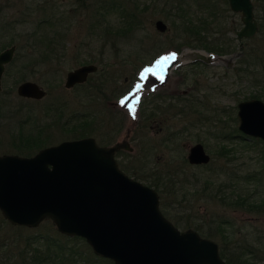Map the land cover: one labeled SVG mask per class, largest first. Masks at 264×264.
<instances>
[{"label": "rangeland", "instance_id": "rangeland-1", "mask_svg": "<svg viewBox=\"0 0 264 264\" xmlns=\"http://www.w3.org/2000/svg\"><path fill=\"white\" fill-rule=\"evenodd\" d=\"M240 16L228 0H0V50L16 44L0 90V154L18 153L13 139L22 132L41 127L52 144L76 138L66 127L88 121L99 143L129 141L131 151L115 154L119 166L158 191L161 210L176 226L203 235L223 220L220 230L228 234L230 248L247 244L260 254L264 210L195 199L189 184L195 173L200 182L217 175L228 181L234 175L241 178L240 184L232 179L234 194L254 191L256 200L264 199V142L244 135L237 118L240 100L257 96L264 101V61L252 62L248 55V47L255 52L264 45V32L239 38ZM157 19L166 24L164 30L155 26ZM186 21L192 29L182 28ZM188 50L215 57H187L164 69L160 79L143 69L158 55L171 59ZM89 62L98 69L85 82L65 87L66 72ZM26 79L38 82L46 95L19 96L16 86ZM119 96L131 101L123 107L110 104ZM196 141L210 153V165L186 163L187 149ZM251 172L259 183L244 178ZM216 232L208 237L219 244L221 233ZM35 234L58 239L62 249H55L57 256L71 264H110L85 240L59 232L49 218L27 227L11 224L1 212L0 261ZM42 241L35 244L42 246Z\"/></svg>", "mask_w": 264, "mask_h": 264}, {"label": "water", "instance_id": "water-1", "mask_svg": "<svg viewBox=\"0 0 264 264\" xmlns=\"http://www.w3.org/2000/svg\"><path fill=\"white\" fill-rule=\"evenodd\" d=\"M241 13L236 35L257 31L252 0H228ZM155 26L164 30L162 19ZM16 44L0 50V90L6 64ZM212 53L194 51L192 60L210 61ZM93 62L66 72L64 86L83 82L97 70ZM19 96L40 99L46 89L32 79L19 82ZM238 129L264 142V101L253 97L237 103ZM127 140L99 143L92 135L63 139L31 155L0 154V212L13 225L36 227L46 218L57 230L81 236L92 251L114 264H231L219 252L218 242L196 229H180L161 210L158 191L127 174L116 159ZM188 159H209L201 143L190 146ZM264 264V262L262 263Z\"/></svg>", "mask_w": 264, "mask_h": 264}, {"label": "trees", "instance_id": "trees-1", "mask_svg": "<svg viewBox=\"0 0 264 264\" xmlns=\"http://www.w3.org/2000/svg\"><path fill=\"white\" fill-rule=\"evenodd\" d=\"M184 24V25H182ZM181 26L184 30H186V27H189L192 29V27L189 25L188 21L186 23H182ZM264 28V24L260 23V30ZM193 30H198L196 27H193ZM50 38V37H49ZM200 39V36H199ZM50 41H52V37L50 38ZM203 41V42H202ZM205 40H201L200 43L205 44ZM12 43V42H11ZM5 46V45H4ZM7 46V44H6ZM259 52V53H257ZM248 55L252 56L254 61H258L259 63L264 61V46H262L261 50H257L254 52V50L250 51ZM249 61V63H252ZM25 75V74H24ZM257 97V96H253ZM68 121H66L63 124H67ZM88 121H79L78 123H71L70 126H67L68 132H73L75 137H82L85 135H90V126ZM90 126V127H89ZM41 127H38L36 130L29 131V132H22L17 138L13 139V146L15 150L24 155H31L34 152H36L39 148L48 145V134L44 133V131L41 130ZM246 175V176H245ZM244 178L247 180L252 179L254 183H259L260 179L256 178V174L252 173L245 174ZM232 179H236L235 181L240 184L239 181H241L240 177L232 176ZM230 178L228 182L229 183V190H223L221 188V193L217 197L216 201H218L222 205H226L229 207H232L234 209L237 208H245L248 211H263L264 210V199L262 200H256L253 195L255 194L254 191H250L247 194H242L241 192H236L237 194H234L233 182ZM235 182V184H236ZM155 185V183H153ZM156 186V185H155ZM251 196V198H249ZM252 197L254 200H252ZM218 226H214V231L211 229L213 226L210 225L209 231L205 232L203 235L205 236H217L216 231H220V241H219V252L220 255L229 263L231 264H256L260 260H264V251H262L260 254H256L257 251L259 252V249L256 246H252L253 248H250L247 244H237L236 246H231V240L228 237V234H226L224 231L220 230V226L224 223L223 220L216 221ZM226 222V221H225ZM22 226V225H21ZM197 228V227H196ZM65 235V234H64ZM66 236V235H65ZM29 237V236H28ZM68 238H79L83 241L85 240L81 236H68ZM37 240H43V245L35 244ZM58 239H52L50 237H42L40 235H31L29 237V240L18 250H13V252L9 255H6L5 258H3L2 261H0V264H71L68 260L65 261L64 256L58 257V252H55L56 248L62 249L60 246V242H58ZM86 242V241H84ZM264 242V241H263ZM87 243V242H86ZM16 246V245H14ZM264 247V244H263ZM255 249L257 251H255ZM56 253V254H54ZM95 254V253H94ZM98 256V255H97ZM58 259H57V258ZM101 260L108 261L110 264H114V262L106 257H99ZM95 264V263H94Z\"/></svg>", "mask_w": 264, "mask_h": 264}, {"label": "flooded vegetation", "instance_id": "flooded-vegetation-1", "mask_svg": "<svg viewBox=\"0 0 264 264\" xmlns=\"http://www.w3.org/2000/svg\"><path fill=\"white\" fill-rule=\"evenodd\" d=\"M252 3H253V10H254V16H255V19H256V21H257V26H258V28H257V31H256V33L258 32V31H260V23H263L264 24V0H260V1H255V0H252ZM255 8L256 9H258V10H260V11H258V12H256L255 13ZM241 14V13H240ZM261 30H263V32H264V28L263 29H261ZM256 33L253 35V36H251V37H241V38H248V39H251V38H253L255 35H256ZM12 44V43H11ZM262 46H264V45H262ZM5 48V47H4ZM262 48V47H261ZM261 48H258V49H256V50H261ZM248 49H250V51H252V50H254V47H248ZM16 50V49H15ZM15 54V53H14ZM13 58H14V56H13ZM13 60V59H12ZM11 60V61H12ZM10 61V62H11ZM9 62V63H10ZM8 63V64H9ZM8 64H6V66L8 65ZM96 64V63H95ZM97 65V64H96ZM97 67H98V65H97ZM98 69V68H97ZM5 70H6V68H5ZM5 70H4V72H5ZM93 73V72H92ZM4 74V73H3ZM91 74V73H90ZM89 74V75H90ZM89 75H88V77H89ZM157 77H158V79H160V78H162V75L161 76H159V75H156ZM88 77H87V79H88ZM2 79H3V77H2ZM86 79V80H87ZM85 80V81H86ZM85 81H83V82H85ZM83 82H79V83H75L73 86H75V85H78V84H81V83H83ZM72 86V87H73ZM71 88V87H70ZM47 92V91H46ZM253 98V97H252ZM259 98V97H258ZM247 99V98H246ZM129 100L131 101V98H129ZM129 100H127V102H125V100H124V98L122 97H116L115 98V100H112V102H110V104H113V105H119V103L120 104H122L121 106L123 107L124 106V103H129ZM122 101H123V103H122ZM141 101V100H140ZM109 110V109H108ZM111 110V111H110ZM109 110V112H112V113H115V112H113V111H115V110H113V109H110ZM113 110V111H112ZM118 111V110H117ZM242 132V131H241ZM243 133V132H242ZM244 135H247V134H245V133H243ZM129 136V135H128ZM128 136H126L127 138H128ZM247 136H250V135H247ZM245 137V136H244ZM125 139V138H124ZM124 139H122V140H124ZM126 140V139H125ZM128 141V140H127ZM116 142V141H115ZM114 143V142H113ZM128 143H129V141H128ZM195 143H201L202 144V146H203V148H204V150H205V152L209 155V159L207 160V161H204V162H192V161H190L189 159H188V154H189V150H190V146L191 145H193V144H195ZM112 144V143H111ZM191 145H189V147H188V149H187V153H186V157H185V161H186V163L188 164V165H190V166H207V165H210V163H211V161H212V157H211V155H210V153L206 150V148H205V145L201 142V141H196V142H194V143H192ZM129 146L131 147L130 149H127V148H120L119 150H121V149H126V150H129V151H131L133 148H132V146L129 144ZM119 150H117L116 152H115V154L119 151ZM116 156V155H115ZM191 175H193V174H191ZM201 175V174H200ZM215 175V173L213 172V176ZM219 176L220 175H217V178L218 179H216V177L214 176V179L213 180H211L210 178H205V179H203V180H201L202 182H200V180H199V176H198V174H194L193 175V179L192 180H190L189 181V184H190V186H191V192L193 193L192 194V196L194 197V196H196V197H194L195 199H203V200H208V201H211V202H215L216 203V199H217V197L219 196V194L221 193V188L224 190H229V183L228 182H230L229 181V179L231 178H227L228 179V181H225L226 179L225 178H219ZM190 177H187L186 175H185V179L186 180H188ZM191 196V197H192ZM219 203V202H218ZM211 219V218H210ZM195 229V228H194ZM197 230V229H196Z\"/></svg>", "mask_w": 264, "mask_h": 264}, {"label": "bare ground", "instance_id": "bare-ground-1", "mask_svg": "<svg viewBox=\"0 0 264 264\" xmlns=\"http://www.w3.org/2000/svg\"><path fill=\"white\" fill-rule=\"evenodd\" d=\"M199 51V50H198ZM192 51H190V50H188V51H186V52H184L182 55H175V59H170V62L172 63V64H175L176 62H178V61H184V60H187L188 58L187 57H189L190 58V56L192 57L193 56V54H194V52H192ZM199 52H202V51H199ZM214 57V56H213ZM181 63V62H180ZM171 64V65H172ZM178 64V63H177Z\"/></svg>", "mask_w": 264, "mask_h": 264}, {"label": "snow or ice", "instance_id": "snow-or-ice-1", "mask_svg": "<svg viewBox=\"0 0 264 264\" xmlns=\"http://www.w3.org/2000/svg\"><path fill=\"white\" fill-rule=\"evenodd\" d=\"M172 59H175V54L172 55ZM141 86L140 85H137V88H140ZM123 103V101H122Z\"/></svg>", "mask_w": 264, "mask_h": 264}]
</instances>
